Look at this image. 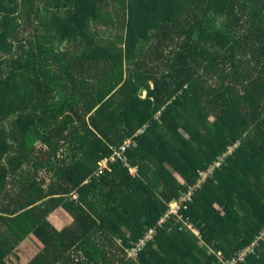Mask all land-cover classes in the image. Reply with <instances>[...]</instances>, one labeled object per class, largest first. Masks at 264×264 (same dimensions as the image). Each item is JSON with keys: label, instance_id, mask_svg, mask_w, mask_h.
Here are the masks:
<instances>
[{"label": "trees", "instance_id": "obj_1", "mask_svg": "<svg viewBox=\"0 0 264 264\" xmlns=\"http://www.w3.org/2000/svg\"><path fill=\"white\" fill-rule=\"evenodd\" d=\"M263 227L264 0H0V264H224Z\"/></svg>", "mask_w": 264, "mask_h": 264}, {"label": "built area", "instance_id": "obj_2", "mask_svg": "<svg viewBox=\"0 0 264 264\" xmlns=\"http://www.w3.org/2000/svg\"><path fill=\"white\" fill-rule=\"evenodd\" d=\"M125 147V144L124 145H121L120 146V150H123V148ZM110 160H112L114 157H122L120 155V151L116 150L114 151V153H112L110 156H109ZM112 157V158H111ZM124 158V157H123ZM224 160L223 156L220 155L214 162L213 164L209 167V169L207 171H204V172H200V177L197 179V183L196 184H199L203 178L205 176H207L210 172H211V169H213L214 167L218 166L222 161ZM106 164H101V162H99V166H100V169L102 168V166H104ZM174 205L173 206H170L169 207V213H176L177 210H178V204L177 202H173ZM152 232H153V229H149L142 238L139 239L137 245L140 247V246H143L145 244V242L147 240H149L151 237H152ZM195 233H197V230H194ZM264 238V227L260 230V232L258 233V235L256 236V239L251 242L249 245H247L246 247L242 248L241 250H239L236 254V256L228 259L225 261L224 264H236V262L238 260H242L246 254L250 253V252H253V247L256 243V241L258 239H263Z\"/></svg>", "mask_w": 264, "mask_h": 264}, {"label": "rangeland", "instance_id": "obj_3", "mask_svg": "<svg viewBox=\"0 0 264 264\" xmlns=\"http://www.w3.org/2000/svg\"><path fill=\"white\" fill-rule=\"evenodd\" d=\"M100 162H101V164H106V158L101 159ZM129 170H130V172H134L135 168L134 167H130ZM173 205H174V203H172V202L169 204V206H173ZM194 230H196V229H194Z\"/></svg>", "mask_w": 264, "mask_h": 264}]
</instances>
